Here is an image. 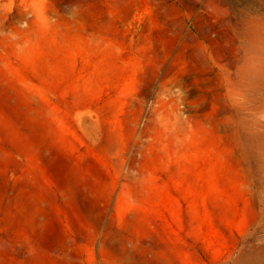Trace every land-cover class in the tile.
<instances>
[{"label": "rangeland", "instance_id": "obj_1", "mask_svg": "<svg viewBox=\"0 0 264 264\" xmlns=\"http://www.w3.org/2000/svg\"><path fill=\"white\" fill-rule=\"evenodd\" d=\"M0 264H264V0H11Z\"/></svg>", "mask_w": 264, "mask_h": 264}, {"label": "bare ground", "instance_id": "obj_2", "mask_svg": "<svg viewBox=\"0 0 264 264\" xmlns=\"http://www.w3.org/2000/svg\"><path fill=\"white\" fill-rule=\"evenodd\" d=\"M19 2H20V5H22L23 7L27 6V0H19ZM10 3H11V0H0V11H3L5 7L10 5Z\"/></svg>", "mask_w": 264, "mask_h": 264}]
</instances>
